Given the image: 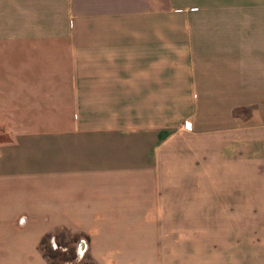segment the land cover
I'll list each match as a JSON object with an SVG mask.
<instances>
[{"label":"crops","instance_id":"crops-1","mask_svg":"<svg viewBox=\"0 0 264 264\" xmlns=\"http://www.w3.org/2000/svg\"><path fill=\"white\" fill-rule=\"evenodd\" d=\"M208 218L264 264V0H0V264L61 232L142 264Z\"/></svg>","mask_w":264,"mask_h":264},{"label":"rangeland","instance_id":"rangeland-1","mask_svg":"<svg viewBox=\"0 0 264 264\" xmlns=\"http://www.w3.org/2000/svg\"><path fill=\"white\" fill-rule=\"evenodd\" d=\"M179 111L176 107L175 112ZM217 179V172H174L173 183L183 187L191 184L200 185L201 190L205 189V192L191 194V199L205 198L208 202H214L218 195L215 193ZM180 194L189 195L176 193V195ZM223 195L226 196L225 193ZM207 221L205 225H192L181 229L169 226L170 235L174 239L160 242L168 246L165 252L169 254L142 257V264H232L230 224L215 223L214 218H208ZM63 234L46 238L42 245L43 250L47 253L49 248L53 250L60 248L61 252H67L71 246L76 250L80 240L85 241L86 250L79 259L77 256L69 258V254L50 258L51 264H96L90 253L88 236L79 232ZM74 237L76 240L73 241Z\"/></svg>","mask_w":264,"mask_h":264},{"label":"trees","instance_id":"trees-1","mask_svg":"<svg viewBox=\"0 0 264 264\" xmlns=\"http://www.w3.org/2000/svg\"><path fill=\"white\" fill-rule=\"evenodd\" d=\"M57 235H64L63 232L57 234ZM50 235H46L44 238H42V240L40 241V244H39V247L43 253V255L46 257L47 261H48V264H51L50 263V258H55V257H58V256H65L66 254H69V258H73L76 256V253H75V247L73 249V247L71 246L70 248H68L67 252H61L60 248L58 249H50L47 251H44L43 248H42V245L44 244V241L46 238H48ZM76 240V237H74L73 241ZM60 245V243H59Z\"/></svg>","mask_w":264,"mask_h":264},{"label":"built area","instance_id":"built-area-1","mask_svg":"<svg viewBox=\"0 0 264 264\" xmlns=\"http://www.w3.org/2000/svg\"><path fill=\"white\" fill-rule=\"evenodd\" d=\"M86 250V244H85V241L84 240H80L77 245H76V250H75V253H76V256H77V259H79L85 252Z\"/></svg>","mask_w":264,"mask_h":264}]
</instances>
